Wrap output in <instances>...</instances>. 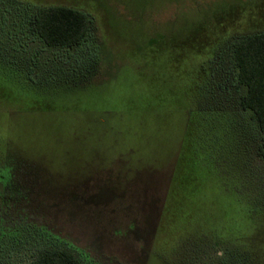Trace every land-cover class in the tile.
<instances>
[{
    "label": "rangeland",
    "instance_id": "374dc122",
    "mask_svg": "<svg viewBox=\"0 0 264 264\" xmlns=\"http://www.w3.org/2000/svg\"><path fill=\"white\" fill-rule=\"evenodd\" d=\"M50 5L86 12L92 40L44 46L27 18ZM263 30L264 0H0V264L44 245L81 264L253 250L264 132L228 46Z\"/></svg>",
    "mask_w": 264,
    "mask_h": 264
},
{
    "label": "trees",
    "instance_id": "16d2710c",
    "mask_svg": "<svg viewBox=\"0 0 264 264\" xmlns=\"http://www.w3.org/2000/svg\"><path fill=\"white\" fill-rule=\"evenodd\" d=\"M27 23L29 32L49 48L71 49L83 46L91 39L88 14L64 5L39 7L35 14L28 16ZM95 48V59L87 60L92 73L97 71L99 63L98 47ZM228 54L232 83L244 88L239 105L242 110L251 112L257 128L264 132V30L234 38L228 46ZM261 227L255 233L253 250L246 253L230 252L237 264H264L262 253L259 252L260 244L264 245V226ZM28 264L81 263L68 248L44 245L33 254Z\"/></svg>",
    "mask_w": 264,
    "mask_h": 264
}]
</instances>
